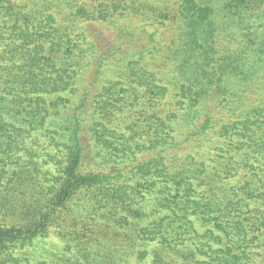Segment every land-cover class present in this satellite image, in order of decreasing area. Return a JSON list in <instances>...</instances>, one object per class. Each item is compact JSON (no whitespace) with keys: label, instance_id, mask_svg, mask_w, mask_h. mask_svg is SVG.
<instances>
[{"label":"trees","instance_id":"16d2710c","mask_svg":"<svg viewBox=\"0 0 264 264\" xmlns=\"http://www.w3.org/2000/svg\"><path fill=\"white\" fill-rule=\"evenodd\" d=\"M177 5L0 0V264H264V0Z\"/></svg>","mask_w":264,"mask_h":264},{"label":"rangeland","instance_id":"374dc122","mask_svg":"<svg viewBox=\"0 0 264 264\" xmlns=\"http://www.w3.org/2000/svg\"><path fill=\"white\" fill-rule=\"evenodd\" d=\"M82 1L89 3V1H91V0H82ZM147 1H151L154 4L160 5L161 8L166 10V11L172 10L173 13H175L177 6H178L177 0H147ZM161 20L163 21V24L159 25L160 26V37H162L163 43L165 44L170 38L173 37V34L175 33V30H176V27L178 24V18H177V16H174V19H172V20H169V17L162 18ZM164 23H166L167 25H165ZM97 29L100 32V34H102L104 36V38H106V39L111 38V33H112L111 29L108 30L103 25H101V26L98 25ZM104 41L106 42V40H103L101 43H103ZM221 45L228 47L229 43H228V41L222 39ZM49 240L51 242L52 241L58 242V239L54 235H51Z\"/></svg>","mask_w":264,"mask_h":264}]
</instances>
